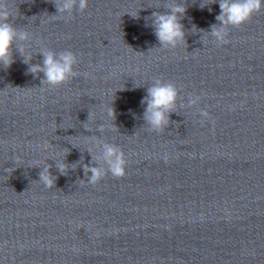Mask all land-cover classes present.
<instances>
[{"label": "clouds", "instance_id": "clouds-1", "mask_svg": "<svg viewBox=\"0 0 264 264\" xmlns=\"http://www.w3.org/2000/svg\"><path fill=\"white\" fill-rule=\"evenodd\" d=\"M216 2L217 0H208L207 3H201L200 7L203 9L205 6ZM54 3L56 14L50 16L60 17L65 22L75 18V11L78 10L82 13L88 7V0H54ZM162 6L168 11L164 13L153 12L150 18L151 27L154 29V35L159 41L160 47L175 48L181 43L186 44V33L181 20L187 12V7L180 2L164 3ZM219 8L220 14L216 16L219 23L212 25L208 34L220 43H227L228 26L240 27L248 22L254 14L264 9V0H219ZM14 18L13 7L9 0H0V66L4 69L11 67L14 63L13 46H15L23 58V62L29 66L28 72L33 76L43 74L42 86H60L78 75L74 70L78 63L77 56L70 50L56 52L41 47L39 54L43 57L42 63L32 64V55L25 45L33 41V36L27 30L14 26L10 22ZM193 31H197L195 26H193ZM200 31L204 32L203 30ZM36 43L40 44V41L36 40ZM146 91L147 95L141 100V104L146 106L143 119L151 131L161 132L168 127L171 114L175 111L178 89L174 83L156 79L147 87ZM200 99L199 96L190 94L189 106L197 105ZM108 115L115 119V111L112 107L108 110ZM200 115L207 117L208 113L201 110ZM102 148L103 151L99 159H102L104 166H100L96 162V157H93L94 164H92L95 166L84 165V173L88 183L96 184L108 173L114 178H121L126 174L127 161L122 149L107 142L102 144ZM67 165L64 162L57 164V169L61 175H67L69 170ZM51 167L52 165L49 164L39 172V181L49 188L55 185L57 179L51 173ZM83 182L78 181V183Z\"/></svg>", "mask_w": 264, "mask_h": 264}]
</instances>
